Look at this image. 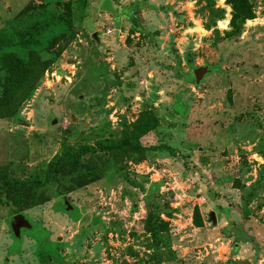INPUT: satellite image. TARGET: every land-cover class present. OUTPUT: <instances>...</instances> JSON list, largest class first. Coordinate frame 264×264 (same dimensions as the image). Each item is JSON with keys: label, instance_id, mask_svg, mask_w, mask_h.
I'll use <instances>...</instances> for the list:
<instances>
[{"label": "rangeland", "instance_id": "obj_1", "mask_svg": "<svg viewBox=\"0 0 264 264\" xmlns=\"http://www.w3.org/2000/svg\"><path fill=\"white\" fill-rule=\"evenodd\" d=\"M250 1L255 19L233 30L225 0H62L74 29L48 48L66 31L62 9L0 0L3 51L51 60L18 120H0V171L42 180L54 156L120 140L143 105L161 125L141 142L179 154L87 155L98 179L72 192L46 184L41 204L19 213L32 225L19 240L9 227L18 210L1 198L0 264H264V0ZM134 3L145 5L141 34L119 16ZM202 67L211 72L197 81ZM145 196L173 210L158 246Z\"/></svg>", "mask_w": 264, "mask_h": 264}, {"label": "trees", "instance_id": "obj_2", "mask_svg": "<svg viewBox=\"0 0 264 264\" xmlns=\"http://www.w3.org/2000/svg\"><path fill=\"white\" fill-rule=\"evenodd\" d=\"M86 0H80L84 4ZM225 4L230 8L231 19L229 26L236 30L246 21L255 19L253 4L250 0H225ZM51 5L60 7L63 14H59V19L63 23L66 31L51 39L48 48L57 44L59 39L67 40L70 30L74 29L72 22V5L71 3H62V0H43L39 9H48ZM145 8L143 3H134L129 6H123L119 9V16L126 19L131 26V31L141 34L143 29L140 26L139 13ZM31 14V13H30ZM4 38L0 36V120L13 119L18 120L20 110L27 101L30 100L32 93L44 73L51 65V60H42L35 51H30L26 59L18 57L13 52L3 51ZM65 43V44H66ZM65 45H62L58 51L51 54H59ZM161 121L147 105H143L135 122L130 130L120 140L117 141H98L93 146H83L76 152H65L62 155L54 156L47 164L43 179L33 180L30 183H18L12 180L5 172L0 171V203L1 198L17 208L19 214L22 210L41 204L42 199L38 196V191L46 184L53 186H66L65 192H72L76 189L83 188L95 182L99 175L96 171L86 167L82 160L97 151L111 152L125 149L137 155L146 156L153 153H167L169 156L176 157L179 154L164 144L144 145L141 140L153 135L154 131L159 128ZM125 182L130 185L144 190L142 185L128 180L125 175L121 174ZM156 189L150 187L148 192ZM144 204L146 215L144 228L149 234L151 240L156 246L163 243L161 234L167 232L169 223L161 219V215L170 218L173 210L166 205H160L158 201H153L150 197L145 196ZM243 218L247 221L253 216L248 211H243ZM257 223L264 226V222ZM192 224L196 228L202 226V219L197 208L193 210Z\"/></svg>", "mask_w": 264, "mask_h": 264}, {"label": "water", "instance_id": "obj_3", "mask_svg": "<svg viewBox=\"0 0 264 264\" xmlns=\"http://www.w3.org/2000/svg\"><path fill=\"white\" fill-rule=\"evenodd\" d=\"M93 38L96 39V34L93 35ZM211 72V69L208 67H202L197 70V81H202L203 77ZM56 121L53 122L55 124ZM64 204V211L68 212L70 209H72L66 202V198L62 197ZM213 213L209 214V220L215 224V219L213 218ZM9 227L12 232L13 238L15 240H19L22 231H30L32 229V225L29 223V221L22 215L17 214L13 216L9 220Z\"/></svg>", "mask_w": 264, "mask_h": 264}]
</instances>
